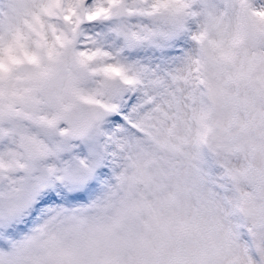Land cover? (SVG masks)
<instances>
[{
    "label": "snow or ice",
    "instance_id": "obj_1",
    "mask_svg": "<svg viewBox=\"0 0 264 264\" xmlns=\"http://www.w3.org/2000/svg\"><path fill=\"white\" fill-rule=\"evenodd\" d=\"M0 264H264V0H0Z\"/></svg>",
    "mask_w": 264,
    "mask_h": 264
}]
</instances>
